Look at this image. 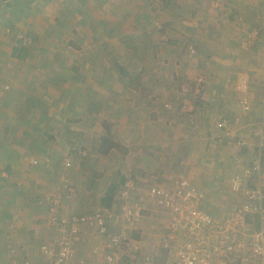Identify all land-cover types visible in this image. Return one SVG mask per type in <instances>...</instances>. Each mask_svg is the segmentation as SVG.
Listing matches in <instances>:
<instances>
[{"label": "crops", "instance_id": "obj_1", "mask_svg": "<svg viewBox=\"0 0 264 264\" xmlns=\"http://www.w3.org/2000/svg\"><path fill=\"white\" fill-rule=\"evenodd\" d=\"M0 6L4 25L11 23L14 32L0 36V264L14 258L9 256L13 246L20 249L18 255L27 250L26 257L33 264H44L40 247L53 244L62 235L58 219L51 216L53 210L59 212L62 205L61 214L66 215L69 207L79 211L85 208V202H97L86 197L93 195L90 186L80 182L75 185L80 198L76 199L72 191H62L66 184H62L61 175L65 173L61 170L72 169L66 159L58 166V159L71 153L78 156L86 149L75 146L76 137L88 139L87 148L98 159L110 148L104 143L107 130L116 135L124 133L125 139L130 133L146 130L149 138L159 119L165 130L171 131L164 123L169 110H161V103L139 87L151 80L159 81L163 90L169 82L163 73L173 67L178 79L190 73L193 78L199 72L206 74L201 70L206 52L208 61V54L221 59L232 75L238 68L237 81L241 76L247 78L248 96L253 98V113L247 118L259 127L264 123V0H0ZM16 34L31 35L36 44L21 52ZM181 42H185V50ZM189 45L197 50L194 58L185 55ZM117 65L126 70L127 76L118 71ZM210 68L215 70L214 65ZM206 75L201 76L206 79ZM224 82L222 87H227ZM179 114H186L185 109ZM7 116L13 129H7ZM186 127L180 124L172 129L176 136L165 139V143L161 135L148 142L154 148L149 151L157 153L158 149L160 156L155 153L146 161L153 158L151 164L156 166L170 158L167 162L182 165L185 177L205 189V205L226 214L232 206L221 205L214 187L229 183L227 175L206 167L205 158L185 154L187 147L181 140L178 143V137L186 136ZM42 130L49 137L39 135ZM246 148L252 157L264 153L261 143L251 142ZM32 159L39 164L32 165ZM82 161L76 158L75 163L87 166ZM55 192L58 198H53ZM104 195L103 190V203ZM232 203L234 206L235 196ZM103 208L108 207L99 209ZM140 234L138 229L137 238ZM106 240L95 227L82 225L81 240L76 245L78 258L105 264ZM96 244L100 248L97 255L93 253ZM143 248L155 256L163 253L158 245Z\"/></svg>", "mask_w": 264, "mask_h": 264}, {"label": "rangeland", "instance_id": "obj_2", "mask_svg": "<svg viewBox=\"0 0 264 264\" xmlns=\"http://www.w3.org/2000/svg\"><path fill=\"white\" fill-rule=\"evenodd\" d=\"M0 8L2 7L0 6ZM0 18L2 19V21L4 20L1 15ZM7 25L10 27V29L13 28V25L11 23ZM12 34H14V32H12ZM33 38L34 43L32 46L36 44V38ZM180 46L184 47L185 50V42H181ZM196 54V48L193 45H189L187 54L185 53L186 57L194 58ZM206 55V52H204L205 57L201 55L203 57V61L201 62V70H203L207 75L199 72L197 73V76L193 78L192 74L190 73L185 78L179 77L178 79L174 74L176 70H174L173 67V70H171L170 72L163 73V75L166 74V78L169 77V82L165 83L163 90H160V88L162 87L160 86L159 81L153 82L150 80L144 86L140 85L139 87L140 89H142V93H144L145 95H151V97H153L155 101L161 103H159L162 108L161 110L164 109V112L169 110L167 111L170 112V116L168 117L169 119L164 120V123L166 122L165 125L169 126L171 131L169 129L165 130L164 125L160 124L163 122L159 121V119L156 120L157 123L153 124V130H151L155 132L154 135L150 136L149 138L146 136V133L144 134L146 130H144L143 132L140 131L135 134L130 133L128 139L124 138V133H118V135H116L113 133V131L107 130L106 133L108 135V142L106 143V145H108L110 148H107L106 154H99L100 157L98 159L96 158V156L93 157V153L90 147L88 146L87 148L86 141L88 139L85 138L84 140L83 137L80 138L79 136L75 138V146L78 147L79 145L83 148H86L85 150L82 149V151H85L87 155L85 157H82L81 154H79L78 156H74L73 153H71V155L68 154L67 156H64V158L61 157L60 159H58V166H62L66 159V162L70 163V168L72 169V171L61 170V173H65L64 175H61L62 184H66V190L62 191H65V193H70L72 191L74 196H76V199L80 198V194H78L75 186L80 182L83 184V186H90L93 195L87 194L86 197L94 200L97 199V202H93L90 199L91 201L85 202V208H82L79 211L72 210V208L70 209L69 207V212L66 215L64 213L61 214L63 210V208H61V205V207L59 208V212L54 210L51 213V216L54 219H58L59 224L62 220V217L69 219L73 215H78V213H90L96 209L104 207L102 200H100V195L102 194L103 190L106 195L110 187L114 185V187L117 186V191L113 199L115 202L117 196L116 194L122 186L123 181L125 180V177L127 175H131L133 178H135L136 182L140 183V185L142 186L143 184L147 185L149 183H153L156 180H162L166 172L172 171L185 176V173L182 171L183 166L177 165L173 160L172 163L167 162V160H169L170 158H165L156 166H152L151 164L153 158L150 162L146 161V157H153V155H155L156 153H152L149 151V149H154L152 146H149V144L154 139L156 140V137H158V135H161L160 137L163 138L161 139V142L163 143L166 142L165 139L174 138L176 134L172 132V129H175L180 124L181 126H187L186 130L180 128L184 130L183 134H186V136L182 135L183 138L181 139L178 137V143L182 142V144L187 147V149H185V151H187L185 154L191 153L196 157H203L205 158V161H207V164L205 165L206 167H208L210 170L215 171L222 170V172L224 171L225 175H227V181H229V183L220 182L219 185L214 187L216 189L214 194H217L218 200L221 205L227 208H230L232 206L233 208L232 202L234 196H232L233 193L230 190L231 179L236 173H240L249 167L250 161L252 158H254V156H249L248 149H244V147L246 144H250L251 142H261V139L258 135V129L261 126H264V123H262V125H260L259 127L257 126L258 123L252 124L249 118H247L253 113V98H251V96H248L249 91L247 93H244L238 90L239 88L237 89L239 85L237 76L240 72L238 68H234V71H237V74L232 75L230 68L228 70L222 66V61H220L221 59L214 57V55L212 56L208 54L209 57H211V61H208ZM212 65H214L215 70H212L210 68ZM201 75H206V79ZM224 79L226 80L225 82ZM210 80H217V82H209ZM221 82H224L223 84L227 83V87H222ZM5 86L4 90H6ZM6 87L7 89H9V86ZM154 87H156L158 90L154 89ZM181 92L183 93L181 94ZM243 105L244 107L247 106L248 109L243 108ZM180 109H185L186 114H183V116H180V114L177 115ZM164 114L161 115L163 116ZM237 116L240 117V121H238ZM163 118L165 119L166 116H163ZM8 119H10L9 116H7V129H13L14 126L9 123ZM183 122L186 123L184 124ZM168 131H170L169 137L166 136V132L168 133ZM38 132L39 135H42V133H44L46 136L47 134V132H44V130ZM39 135H37L36 133L35 137H39ZM48 135L49 134H47V136ZM51 137L55 138L54 136ZM156 151V155L160 156L158 154V149ZM169 151H171V149H169ZM177 151L179 152L180 150L178 149ZM161 153H164V150L161 151ZM262 154L264 155V153ZM75 157L79 160H83L81 162L82 165L86 164L91 158H94L95 160L91 159V161L87 163V166H80V163H78V165L77 162L75 163ZM180 162H182V160ZM194 166L195 168L198 167L197 164H194ZM86 169L88 170L83 173L82 171ZM159 171L165 172L162 175ZM222 183H225V185H221ZM67 187L71 188V190H69ZM201 190L203 192L205 191V189ZM136 194H139L138 196H140L142 193H140L139 191ZM60 195L63 196L61 193ZM58 197L59 193L55 192L54 198ZM220 199L222 200L220 201ZM74 203L75 206H77L78 203ZM143 205L148 211H146V217H144L138 225H141L139 228V231H141L140 241H142L143 247L154 249L157 247L159 241L162 240L163 236L167 232V217H165V214L163 212L157 210L154 204L149 200L145 199L143 201ZM204 208L210 213L221 215L220 212L218 214L217 212L211 211V209L208 208V205L206 206L205 203ZM114 212L117 216H119V213L117 211ZM70 226L71 225L69 224V227ZM1 248L3 249V252L5 254V245H3V247ZM11 248L18 249V251L20 250L17 246H13ZM24 253L26 254L27 250L24 251ZM9 256H12L11 252H9ZM154 258L156 264H167L164 253H162L161 256L160 254L158 256H154Z\"/></svg>", "mask_w": 264, "mask_h": 264}, {"label": "built area", "instance_id": "obj_3", "mask_svg": "<svg viewBox=\"0 0 264 264\" xmlns=\"http://www.w3.org/2000/svg\"><path fill=\"white\" fill-rule=\"evenodd\" d=\"M12 32L0 18V36L12 35ZM15 39L19 51L34 43V38L28 34H16ZM248 87L247 78L241 76L239 90L247 92ZM243 108L248 109L244 105ZM258 135L264 145V126L258 129ZM80 154L87 155L85 151ZM31 164L38 165L39 161L32 159ZM139 191L140 196L136 194ZM231 191L235 196L232 210L216 215L204 208L205 193L181 174L171 171L162 180L143 186L127 175L112 207L88 215L61 218L62 235L53 244L40 247L43 262L92 264L78 258L76 252L82 225L87 224L107 239L105 264H156L155 255L144 252L140 237L135 235L139 223L146 217L148 210L143 201L147 199L167 217V232L158 244L167 264H264V161L261 151L247 169L233 176ZM10 252L14 258L7 264H33L26 254L18 255V249L11 248ZM99 252L98 245H94L93 253Z\"/></svg>", "mask_w": 264, "mask_h": 264}, {"label": "trees", "instance_id": "obj_4", "mask_svg": "<svg viewBox=\"0 0 264 264\" xmlns=\"http://www.w3.org/2000/svg\"><path fill=\"white\" fill-rule=\"evenodd\" d=\"M22 51H25V50H22ZM117 67H118L120 73L123 74V76H127V72H126V70H124V68L120 67V65H117ZM107 142H108V139H105L104 143H107ZM114 186L110 187V189L108 190V193L106 194V197L104 199V203L103 204L105 206H107V207H110L113 204V202H114L113 199H114L115 193L117 191V189H116L117 186L116 187H114Z\"/></svg>", "mask_w": 264, "mask_h": 264}, {"label": "clouds", "instance_id": "obj_5", "mask_svg": "<svg viewBox=\"0 0 264 264\" xmlns=\"http://www.w3.org/2000/svg\"><path fill=\"white\" fill-rule=\"evenodd\" d=\"M111 207V206H110Z\"/></svg>", "mask_w": 264, "mask_h": 264}]
</instances>
